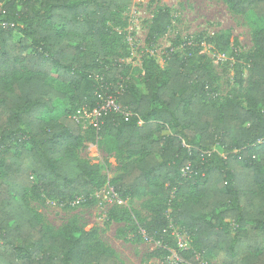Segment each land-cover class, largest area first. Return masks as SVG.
<instances>
[{
	"label": "trees",
	"instance_id": "obj_1",
	"mask_svg": "<svg viewBox=\"0 0 264 264\" xmlns=\"http://www.w3.org/2000/svg\"><path fill=\"white\" fill-rule=\"evenodd\" d=\"M224 2L262 22L248 86L231 95H221L209 62H194L193 47L149 69L141 90L115 51L123 36L114 26L131 0H0V264H124L92 230H55L26 201L30 191L91 203L107 179L78 153L88 139L117 157L109 182L121 199L146 196L137 237L175 247L180 225L193 239L184 260L264 264V0ZM170 23L160 8L148 40ZM109 96L127 115L109 110L83 133L76 110Z\"/></svg>",
	"mask_w": 264,
	"mask_h": 264
},
{
	"label": "rangeland",
	"instance_id": "obj_2",
	"mask_svg": "<svg viewBox=\"0 0 264 264\" xmlns=\"http://www.w3.org/2000/svg\"><path fill=\"white\" fill-rule=\"evenodd\" d=\"M160 8L169 11L171 23L167 32L151 43L148 33ZM120 19L122 24L114 29H118L123 37L115 51L129 66L130 74L141 90H145L144 77L149 69H163L171 51L179 49L183 54L190 47L195 52L194 62L210 63L217 74L221 95L246 90L247 56L254 50L253 33L262 25L255 15L235 14L224 0H131L120 13ZM219 38L229 40L228 51L218 50ZM239 70L242 72L240 79L236 76ZM67 107H70L69 102L59 104L57 114L63 113ZM82 129L86 133L90 121L82 125ZM78 153L92 163L102 164L107 181L94 193L91 203L80 200L70 206L47 200L44 196H34L29 191L26 201L45 224L55 230L66 225L92 230L124 264H223L224 254L220 258L198 255L197 263L184 260L180 253L192 247L193 239L180 225L171 228V236L177 243L175 247L143 234L137 237L139 212L147 213L142 207L146 196L133 201L121 199L119 202L116 199L109 181L119 172L120 164L115 154L106 152L99 143L85 140Z\"/></svg>",
	"mask_w": 264,
	"mask_h": 264
},
{
	"label": "built area",
	"instance_id": "obj_3",
	"mask_svg": "<svg viewBox=\"0 0 264 264\" xmlns=\"http://www.w3.org/2000/svg\"><path fill=\"white\" fill-rule=\"evenodd\" d=\"M109 110H115L119 112H124L120 105L117 102L116 97L114 96H109L104 99H102V102L100 105L94 108H89V107H80L76 110L75 114L73 115V118L76 120L78 124L85 125L86 122L90 121V126L94 125L96 127H99L100 124V119L103 115V113L109 111ZM124 114H126L124 112ZM127 115V114H126ZM183 174H188L192 172L190 164L185 166L182 169ZM113 189V188H112ZM114 191V190H113ZM114 193L117 195L116 199L120 202L121 198L118 196V194L114 191ZM145 232V231H144ZM145 235V233H144ZM147 236V235H145Z\"/></svg>",
	"mask_w": 264,
	"mask_h": 264
}]
</instances>
